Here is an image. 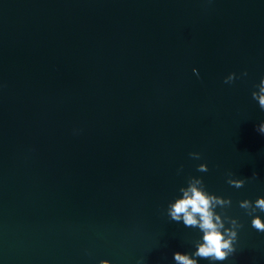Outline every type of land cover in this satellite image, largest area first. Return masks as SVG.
Masks as SVG:
<instances>
[{
    "label": "water",
    "instance_id": "obj_1",
    "mask_svg": "<svg viewBox=\"0 0 264 264\" xmlns=\"http://www.w3.org/2000/svg\"><path fill=\"white\" fill-rule=\"evenodd\" d=\"M262 77L264 0H0V264H174L192 176L242 225L198 264H264Z\"/></svg>",
    "mask_w": 264,
    "mask_h": 264
},
{
    "label": "clouds",
    "instance_id": "obj_2",
    "mask_svg": "<svg viewBox=\"0 0 264 264\" xmlns=\"http://www.w3.org/2000/svg\"><path fill=\"white\" fill-rule=\"evenodd\" d=\"M196 72V70H193ZM243 76L247 72L242 73ZM235 73H230L224 79V83L230 84L236 79ZM258 89L252 92V99L258 102L261 110H264V77L255 85ZM256 131L264 135V121L256 126ZM193 159H200L201 154L190 152ZM197 171L207 172V164L201 163ZM227 183L235 188L244 186L246 179H233L232 173L228 174ZM253 178L258 177L255 172ZM181 195L170 202L167 207V214L172 221L183 222L185 227L198 228L203 234L195 241V251L184 253L177 251L173 254L174 264H198L199 259H207L210 262L224 261L236 251L238 230L242 227L239 221L223 213V209L231 205L230 198H224L206 190L202 178L189 177L187 186L179 189ZM221 212L216 211L217 208ZM239 207L244 209L249 216H252L251 226L255 230L264 233V220L255 213L264 212V197H258L255 201L248 199L239 202ZM227 225V226H226ZM100 264H110L108 260H101ZM137 264H141L140 261Z\"/></svg>",
    "mask_w": 264,
    "mask_h": 264
}]
</instances>
